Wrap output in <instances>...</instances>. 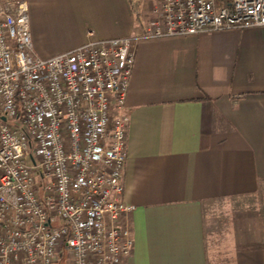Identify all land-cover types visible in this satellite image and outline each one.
Returning a JSON list of instances; mask_svg holds the SVG:
<instances>
[{
    "label": "crops",
    "instance_id": "obj_1",
    "mask_svg": "<svg viewBox=\"0 0 264 264\" xmlns=\"http://www.w3.org/2000/svg\"><path fill=\"white\" fill-rule=\"evenodd\" d=\"M33 51L132 37L156 0H24ZM154 8V9H153ZM91 35V36H89ZM126 97L122 264H209L211 208L254 198L264 219V27L141 40ZM224 264H264V229Z\"/></svg>",
    "mask_w": 264,
    "mask_h": 264
},
{
    "label": "built area",
    "instance_id": "obj_2",
    "mask_svg": "<svg viewBox=\"0 0 264 264\" xmlns=\"http://www.w3.org/2000/svg\"><path fill=\"white\" fill-rule=\"evenodd\" d=\"M261 27L264 0H161L140 34L43 59L26 2L0 0V264H122L133 45Z\"/></svg>",
    "mask_w": 264,
    "mask_h": 264
},
{
    "label": "rangeland",
    "instance_id": "obj_3",
    "mask_svg": "<svg viewBox=\"0 0 264 264\" xmlns=\"http://www.w3.org/2000/svg\"><path fill=\"white\" fill-rule=\"evenodd\" d=\"M156 1L155 9H158L161 0ZM210 213L213 224L207 228L206 236L209 264H224L235 248L255 244L264 229L262 211L254 198L217 203Z\"/></svg>",
    "mask_w": 264,
    "mask_h": 264
},
{
    "label": "water",
    "instance_id": "obj_4",
    "mask_svg": "<svg viewBox=\"0 0 264 264\" xmlns=\"http://www.w3.org/2000/svg\"><path fill=\"white\" fill-rule=\"evenodd\" d=\"M3 121L5 120L4 118H1Z\"/></svg>",
    "mask_w": 264,
    "mask_h": 264
}]
</instances>
